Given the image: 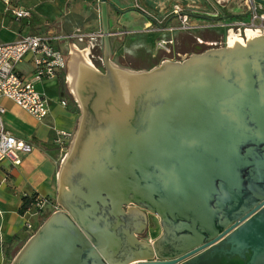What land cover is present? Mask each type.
Returning <instances> with one entry per match:
<instances>
[{
	"label": "water",
	"instance_id": "water-1",
	"mask_svg": "<svg viewBox=\"0 0 264 264\" xmlns=\"http://www.w3.org/2000/svg\"><path fill=\"white\" fill-rule=\"evenodd\" d=\"M101 6L105 70L67 66L80 118L60 209L10 264H264V35L136 70Z\"/></svg>",
	"mask_w": 264,
	"mask_h": 264
},
{
	"label": "crops",
	"instance_id": "crops-1",
	"mask_svg": "<svg viewBox=\"0 0 264 264\" xmlns=\"http://www.w3.org/2000/svg\"><path fill=\"white\" fill-rule=\"evenodd\" d=\"M224 2L229 16L237 17L243 13L244 8L237 0ZM183 3L184 0H108L111 32H128L123 36V42H115L113 36V60L127 68L149 70L166 59L180 60L195 53L197 49L193 50V46L197 41L217 42L221 39L224 30L220 28L193 32L167 30L166 26L178 25L173 10ZM19 8L29 9L32 16L17 19L13 10ZM101 11V0H0V43H12L31 34H69L78 30L87 34L103 33ZM199 13L205 19L204 12ZM160 22H163L160 29H154ZM162 38L173 40L171 54L160 52L157 43ZM60 46L68 62L75 55L77 58L88 57L95 64H105L92 59L94 53H104L103 37L76 39ZM19 68L29 73L32 65L23 63ZM37 88L49 100L50 113L43 120L14 101L2 99L6 108V127L17 138L30 143L33 149L29 153H18L21 164H16L14 157L6 158L0 164V264H10L44 220L40 215L21 213L23 198L37 194L57 203V176L67 151L55 142L56 131L70 133L66 139L70 145L79 123L80 110L69 90L67 73L54 80L38 82ZM62 99L67 100V105L61 103ZM48 210L52 213L53 207ZM46 214L47 211L43 215ZM28 221L32 222L33 230L27 228ZM153 236L149 232L148 239L153 240Z\"/></svg>",
	"mask_w": 264,
	"mask_h": 264
},
{
	"label": "built area",
	"instance_id": "built-area-1",
	"mask_svg": "<svg viewBox=\"0 0 264 264\" xmlns=\"http://www.w3.org/2000/svg\"><path fill=\"white\" fill-rule=\"evenodd\" d=\"M231 2L232 0H226ZM243 13L240 16H229L224 0H209L213 11L204 13L205 19L194 21L192 14L183 12L176 7L174 14L178 17V25L166 26L173 31H192L198 29L220 28L224 35L220 41L214 42L210 47H221L228 44L234 38L245 41L250 34L264 35V4L257 0H237ZM17 19L30 18L32 12L26 8L13 10ZM159 26L154 29H160ZM127 31H117L114 34L123 38ZM103 33H83L78 30L69 34H31L21 37L12 43H0V164L8 157H14L16 164H21L22 159L18 153H29L33 146L23 139L17 138L5 124L6 108L2 103L3 98L14 101L17 105L28 111L39 120L45 119L49 113V100L45 93L37 88V83L54 80L67 73V55L60 44L76 39L96 38L101 39ZM173 40L161 39L158 44L167 54H171ZM95 46V45H94ZM202 52V51H196ZM186 57V56H185ZM92 59L104 63L103 54H93ZM183 59V58H181ZM32 65L29 73L19 68L20 64ZM61 103L67 105V100ZM71 136L64 130L56 131L55 142L62 150L67 151L66 139ZM50 206L53 211L60 209L58 203H51L48 197L36 196L33 205L26 211L29 215H43ZM26 226L33 230L32 222L28 221Z\"/></svg>",
	"mask_w": 264,
	"mask_h": 264
},
{
	"label": "rangeland",
	"instance_id": "rangeland-1",
	"mask_svg": "<svg viewBox=\"0 0 264 264\" xmlns=\"http://www.w3.org/2000/svg\"><path fill=\"white\" fill-rule=\"evenodd\" d=\"M177 6L180 7L183 10V12L195 14V16L194 15L192 16L194 21H196L198 19L202 20V18H201L202 16H200V13L198 14V12L210 13L211 11H213V8H212L211 4L209 3V0H184V3L182 6L181 5H177ZM177 6L174 7V10L176 9ZM174 10H173V12H174ZM198 30H202V29H198ZM193 31H196V30H192L190 32H193ZM157 45L159 47L158 43H157ZM159 50H160V52H163L166 54L164 49L159 47ZM46 211H47L48 215L51 214V212L48 210V208ZM40 217H43V215H40ZM42 222H41V224H42ZM149 232L150 233L152 232L154 234L153 237H155V238H157L161 234L162 229H161V226L159 224V220L157 217L152 216L151 223L149 224V229H148L147 235H149ZM155 238H152V239L154 240Z\"/></svg>",
	"mask_w": 264,
	"mask_h": 264
},
{
	"label": "flooded vegetation",
	"instance_id": "flooded-vegetation-1",
	"mask_svg": "<svg viewBox=\"0 0 264 264\" xmlns=\"http://www.w3.org/2000/svg\"><path fill=\"white\" fill-rule=\"evenodd\" d=\"M218 41H220V39ZM213 44H214V42H212V41H203V42L197 41V43H195L194 46H193V50L197 49L196 51H198L199 49H201L202 51H205V50H207L209 48H213V47H210V45H213ZM96 65L101 70H103V71L105 70V64H96ZM152 216L153 215H150V217H149V224L151 223Z\"/></svg>",
	"mask_w": 264,
	"mask_h": 264
},
{
	"label": "trees",
	"instance_id": "trees-1",
	"mask_svg": "<svg viewBox=\"0 0 264 264\" xmlns=\"http://www.w3.org/2000/svg\"><path fill=\"white\" fill-rule=\"evenodd\" d=\"M36 196H38L37 194H33L32 196H25L23 198V204L20 208V211L22 214H25L26 211L33 205V203L35 202V198ZM56 203V202H54ZM49 215L46 214V215H43V219L45 220Z\"/></svg>",
	"mask_w": 264,
	"mask_h": 264
}]
</instances>
